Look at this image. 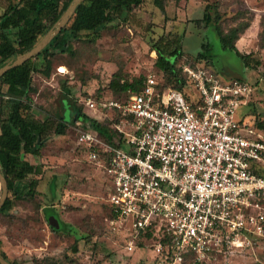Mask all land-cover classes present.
Listing matches in <instances>:
<instances>
[{"label": "rangeland", "instance_id": "rangeland-1", "mask_svg": "<svg viewBox=\"0 0 264 264\" xmlns=\"http://www.w3.org/2000/svg\"><path fill=\"white\" fill-rule=\"evenodd\" d=\"M160 1L165 16L154 0H143L126 21L104 28L95 41H72L71 54L51 58L48 77L40 72L45 61L32 56L39 70L32 73V91L27 93L33 102L32 118L55 123L62 100L68 96L81 109L82 101L91 98L98 109L85 114L99 124H110L114 113L100 103L123 97V91L110 86L112 79L144 80L155 74L163 88L174 84L169 74L154 66L157 54L153 47L158 45L168 53L176 50L180 70L183 65L205 66L222 77L225 71L250 83L249 104L241 106L236 116L244 117L246 131L263 138L256 125H264V0ZM6 4L7 0H0V14ZM246 25L233 41L247 56L245 66L231 49L222 46L217 30H240ZM183 87L190 100L196 98L190 83ZM63 103L65 120H70L71 109ZM75 127L69 124L62 135L47 131L35 159L40 169L36 193L30 199L13 201L9 212L0 213V253L13 264H165L149 245L127 251L121 236L106 226L110 183L104 170L87 160L83 146L76 142ZM254 263L264 264V243L221 256L216 264Z\"/></svg>", "mask_w": 264, "mask_h": 264}, {"label": "built area", "instance_id": "built-area-1", "mask_svg": "<svg viewBox=\"0 0 264 264\" xmlns=\"http://www.w3.org/2000/svg\"><path fill=\"white\" fill-rule=\"evenodd\" d=\"M181 71L195 105L184 91L159 90L148 74L139 89L100 103L116 114L118 145L81 121L76 142L106 174V226L127 251L141 239L160 263L216 264L264 243V137L236 118L250 83L205 66ZM82 102L98 109L91 98Z\"/></svg>", "mask_w": 264, "mask_h": 264}, {"label": "trees", "instance_id": "trees-1", "mask_svg": "<svg viewBox=\"0 0 264 264\" xmlns=\"http://www.w3.org/2000/svg\"><path fill=\"white\" fill-rule=\"evenodd\" d=\"M71 1L7 0L0 14V67L30 50L55 24ZM142 1L82 0L66 25L35 56L45 61V68L40 72L48 77V66L54 55L71 54L72 41H95L104 28L115 22L126 21L132 9L140 6ZM154 4L159 8L160 15L165 16L161 1L154 0ZM247 25L240 30L236 28L228 32L217 30L222 46L231 49L245 66L247 56L237 50L233 41L238 38L239 32L247 28ZM153 50L157 54L154 66L162 74H169L174 80L171 88L183 91V86L188 81L185 74L176 67V50L168 53L158 45H154ZM33 72H39V70L34 60L29 58L0 76V172L7 183V197L0 207V213L9 212L13 207V201L30 199L36 193L37 175L40 169L35 159L40 153L42 141L48 130L52 129L55 134L62 135L69 124L82 121L93 126L102 139L118 145L110 124H99L96 120L89 118L68 96L62 100L61 109H65L63 103L65 101L68 104L67 107L71 109V120H65L62 115L56 116L55 123L48 122V119L38 121L32 118L29 112L33 102L27 93L32 91L31 74ZM144 80L142 77L122 82L112 79L109 84L112 88L125 92L129 89H139ZM162 85L158 82L159 90L164 89ZM186 97L189 99L187 94ZM190 101L192 105L196 104V98ZM248 104L249 102L246 106ZM113 113L114 116L110 117L111 122L112 118H116L115 112ZM243 118L242 116L239 119L243 121ZM256 126L257 130L264 134L263 123L258 122ZM24 184L25 188L20 190L19 187ZM138 243L142 247L141 239ZM0 256L6 260L3 253H0ZM10 264L13 263L10 262Z\"/></svg>", "mask_w": 264, "mask_h": 264}, {"label": "water", "instance_id": "water-1", "mask_svg": "<svg viewBox=\"0 0 264 264\" xmlns=\"http://www.w3.org/2000/svg\"><path fill=\"white\" fill-rule=\"evenodd\" d=\"M82 2V0H72L67 8L64 10L62 15L59 17V19L55 22V24L46 32V34L28 51L16 56L12 61L7 62L3 66L0 67V76L6 72L8 69L15 67L27 59L31 58L32 56H35L39 53V51L51 40V38L60 31L62 27L66 25V23L71 18L72 14L74 13V10L76 6ZM226 78H236L243 80L241 77H236L235 75L230 76L225 71H221ZM227 76H226V75ZM0 185L2 188V193L0 196V207L4 203L6 197H7V183L5 177L0 172ZM0 264H10L7 262L3 257L0 256Z\"/></svg>", "mask_w": 264, "mask_h": 264}, {"label": "crops", "instance_id": "crops-1", "mask_svg": "<svg viewBox=\"0 0 264 264\" xmlns=\"http://www.w3.org/2000/svg\"><path fill=\"white\" fill-rule=\"evenodd\" d=\"M59 67H60V66H59ZM31 75H32V74H31ZM61 106H62V104H61ZM60 109H61V108H60ZM82 110H83L84 113H88V112L93 113V112L96 111V110H94V111H90V110L87 111V110H86V111H85L83 108H82ZM63 112H64V110L61 109V110H60V113L56 114V116H57V115H62V116L64 117V113H63ZM64 118H65V117H64ZM236 118H237V116H236ZM56 119H57V118H56ZM237 119H239V118H237ZM44 120H45V118L41 119V121H44ZM70 120H71V118H70ZM67 121H69V120H67ZM79 122H80V121H79ZM81 122H82V121H81ZM83 123H85V122H83ZM71 124H73V123H71ZM75 124H77V123H75ZM87 124H88V123H87ZM90 126H91V125H90ZM92 127H93V126H92ZM93 128H94V127H93Z\"/></svg>", "mask_w": 264, "mask_h": 264}]
</instances>
